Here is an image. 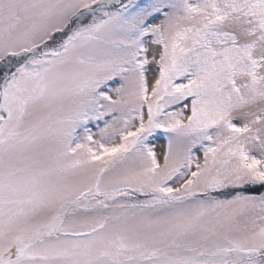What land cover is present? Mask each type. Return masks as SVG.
I'll list each match as a JSON object with an SVG mask.
<instances>
[{
  "label": "snow or ice",
  "instance_id": "obj_1",
  "mask_svg": "<svg viewBox=\"0 0 264 264\" xmlns=\"http://www.w3.org/2000/svg\"><path fill=\"white\" fill-rule=\"evenodd\" d=\"M0 264H264V0H0Z\"/></svg>",
  "mask_w": 264,
  "mask_h": 264
}]
</instances>
